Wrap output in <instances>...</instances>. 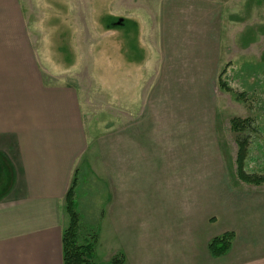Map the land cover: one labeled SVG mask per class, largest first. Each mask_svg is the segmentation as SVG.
<instances>
[{"label": "rangeland", "instance_id": "rangeland-1", "mask_svg": "<svg viewBox=\"0 0 264 264\" xmlns=\"http://www.w3.org/2000/svg\"><path fill=\"white\" fill-rule=\"evenodd\" d=\"M22 4L47 81L78 90L93 137L76 185L83 223L98 224L106 196L96 153L108 156L117 136L129 131L137 151L162 154L154 160L161 173L199 169L200 182L217 184L211 202L229 199L218 186L226 180L234 199L264 197L263 184L240 178L239 135L231 127L234 117L250 119L245 169L264 173V0ZM221 80L233 90H224Z\"/></svg>", "mask_w": 264, "mask_h": 264}, {"label": "crops", "instance_id": "crops-1", "mask_svg": "<svg viewBox=\"0 0 264 264\" xmlns=\"http://www.w3.org/2000/svg\"><path fill=\"white\" fill-rule=\"evenodd\" d=\"M40 54L22 0H0V264H64L66 195L93 138L80 93L47 81ZM117 140L96 153L108 181L99 264L118 254L124 264H264V197L234 199L224 180L229 199L211 202L217 184L200 182L199 169L161 173L162 154L137 151L130 131ZM227 231L232 247L216 257L209 243Z\"/></svg>", "mask_w": 264, "mask_h": 264}, {"label": "trees", "instance_id": "trees-1", "mask_svg": "<svg viewBox=\"0 0 264 264\" xmlns=\"http://www.w3.org/2000/svg\"><path fill=\"white\" fill-rule=\"evenodd\" d=\"M221 87L226 91L233 90L232 86L225 80H221ZM237 97L239 99L246 98L244 92H238ZM231 127L239 135L237 138V165L240 178L247 183L264 185V173L248 172L245 169V161L250 145L249 137L245 132L251 127L250 119L234 117L231 120ZM84 168L82 166V168L76 170L74 180L66 195V211L69 216V223L63 233L64 264H97L96 246L99 242V227L98 224L87 225L83 223L76 199L77 179ZM234 236L233 231H227L214 237L209 243L211 253L216 257L226 255L232 247ZM124 263L125 257L123 254L114 256L111 261V264Z\"/></svg>", "mask_w": 264, "mask_h": 264}]
</instances>
